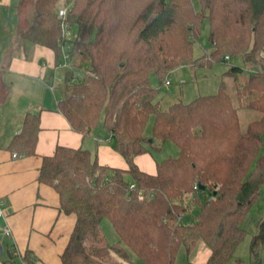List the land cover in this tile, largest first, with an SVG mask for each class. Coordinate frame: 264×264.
Instances as JSON below:
<instances>
[{
  "label": "trees",
  "instance_id": "1",
  "mask_svg": "<svg viewBox=\"0 0 264 264\" xmlns=\"http://www.w3.org/2000/svg\"><path fill=\"white\" fill-rule=\"evenodd\" d=\"M22 1L31 11L21 39L50 49L57 64L64 42L57 9L66 8L64 22L75 33L57 111L83 137L105 132L126 163L99 165L87 150L63 146L43 157L38 181L55 189L61 211L75 217L61 263L173 264L181 246L189 253L201 240L209 250L204 264H241L234 253L247 234L242 224L264 191V0ZM204 20L210 51L194 58ZM220 62L230 65L215 93L162 107L159 95L174 70ZM240 109L259 117L243 128ZM38 131V116L26 117L9 149L34 155ZM166 141L177 156L155 162L153 175L141 171L135 157ZM184 195L198 207L191 225L180 222ZM103 220L116 243L107 241ZM258 237L264 229L251 250ZM28 257L21 260L32 264Z\"/></svg>",
  "mask_w": 264,
  "mask_h": 264
},
{
  "label": "crops",
  "instance_id": "2",
  "mask_svg": "<svg viewBox=\"0 0 264 264\" xmlns=\"http://www.w3.org/2000/svg\"><path fill=\"white\" fill-rule=\"evenodd\" d=\"M30 11L22 0H0V204L4 209L0 264H25L24 254L32 264H62L60 256L75 217L61 211L55 189L38 181L43 157L63 146L87 150L99 165L125 169L126 163L111 148L105 132L92 131L83 137L57 111L61 62L57 64L50 49L25 43L19 35L29 24ZM32 115L38 116L39 126L35 154L13 157L9 145L24 119ZM134 163L141 171L155 174L150 154L135 157ZM6 229L9 236L4 234ZM203 256L199 264L205 263L208 249Z\"/></svg>",
  "mask_w": 264,
  "mask_h": 264
},
{
  "label": "rangeland",
  "instance_id": "3",
  "mask_svg": "<svg viewBox=\"0 0 264 264\" xmlns=\"http://www.w3.org/2000/svg\"><path fill=\"white\" fill-rule=\"evenodd\" d=\"M194 7L195 9H198L196 5H194ZM73 33H75V30L70 28V34L73 35ZM209 51L208 22L204 20L200 26V36L197 42L193 45V57H201L204 53H209ZM60 62H63L62 58L60 59ZM230 63L239 64L237 60H232ZM229 65V63L224 64L220 62L213 63L210 66H197L192 69L187 66L177 68L168 78L170 85H163L162 91L160 92L159 97L162 99V107H168L174 101L188 103L198 96L215 93L220 84L221 75L229 68ZM250 71L251 70H247L245 75ZM74 73L78 74L76 68ZM240 81H242V78ZM150 82L154 87L159 85L154 76L150 78ZM228 84L229 83H227V87L229 86ZM238 115L240 124L243 128L249 121L259 117L258 113L244 109H240ZM151 121L152 118H150L146 124L144 130L145 135H149L151 132ZM261 141L262 145H264V134L261 136ZM148 154H150L155 162H159L167 157H176L178 149L171 141H166L160 147V150L154 149ZM181 204L185 206L187 210L180 222L183 225L193 224L198 214V207L191 203L190 195H184L181 198ZM262 222H264V191L260 192L257 199L249 208L247 219L242 224V227L247 234L234 253V258H239L241 264H264V239L258 237V244L253 247V250H251V241L260 233V225ZM100 227L105 234L107 241L111 244L116 243V235L110 223L103 220ZM206 250L207 247L201 240L197 241L189 253H187L184 247L181 246L177 251L173 264H199L200 260L204 257L203 255Z\"/></svg>",
  "mask_w": 264,
  "mask_h": 264
},
{
  "label": "built area",
  "instance_id": "4",
  "mask_svg": "<svg viewBox=\"0 0 264 264\" xmlns=\"http://www.w3.org/2000/svg\"><path fill=\"white\" fill-rule=\"evenodd\" d=\"M66 8L61 6L57 9V16L59 18V20L62 21V24H61V36L62 38L64 39V42H63V45L61 47V57L62 58V63L58 64L57 68L58 69H61V70H64V69H67V68H70L71 67V61H70V44H69V41L72 39V35L70 34V29H69V25L64 22L65 21V18H66ZM262 58H264V54H262ZM229 56H224L223 57V60L225 62H228L229 61ZM63 81V77H61L58 82H62ZM56 81L53 79V83H55ZM170 85V82L169 80L167 79L165 82H164V86H169ZM13 157H15V155H13ZM130 189H134V185L133 184H130L129 186ZM4 217V209L2 207V205L0 204V218H3ZM5 236H9L10 233L9 231L6 229L5 232H4Z\"/></svg>",
  "mask_w": 264,
  "mask_h": 264
},
{
  "label": "water",
  "instance_id": "5",
  "mask_svg": "<svg viewBox=\"0 0 264 264\" xmlns=\"http://www.w3.org/2000/svg\"><path fill=\"white\" fill-rule=\"evenodd\" d=\"M151 141V140H149ZM260 229H264V222H262V224L260 225Z\"/></svg>",
  "mask_w": 264,
  "mask_h": 264
}]
</instances>
